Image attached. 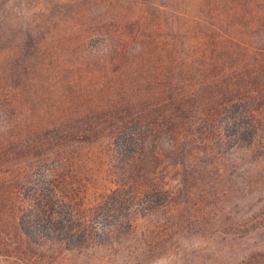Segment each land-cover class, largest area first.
<instances>
[{"label":"trees","instance_id":"obj_1","mask_svg":"<svg viewBox=\"0 0 264 264\" xmlns=\"http://www.w3.org/2000/svg\"><path fill=\"white\" fill-rule=\"evenodd\" d=\"M170 1L92 0L106 4L59 32L80 52L107 40L109 61L128 64L67 115L12 119L0 86V264H139L199 223L192 199L234 195L244 170L264 177V0H199L195 14ZM126 8L157 11L163 31ZM52 36L0 17V81L29 78Z\"/></svg>","mask_w":264,"mask_h":264},{"label":"rangeland","instance_id":"obj_2","mask_svg":"<svg viewBox=\"0 0 264 264\" xmlns=\"http://www.w3.org/2000/svg\"><path fill=\"white\" fill-rule=\"evenodd\" d=\"M170 3V8H181L187 14H195L201 9L199 0H171ZM104 4H94L92 0H0V17L5 26L36 25L41 22L43 27L53 32L52 37L43 41L45 52L36 56V68L29 72V78L20 76L18 82L11 79L0 81V86L10 83L16 97L14 103L18 111L12 119L24 120L29 114L38 123H43L63 117L73 109L69 106L86 102L87 96L82 93L101 87L119 63L124 67L128 65L109 61L111 54L106 49L107 40L91 41V48L98 50L80 52L75 50L79 42L63 39L59 33L74 22L88 21L92 13L97 8H103ZM122 11L131 17H138V13H141L149 29L154 26L158 33L163 31L164 16L157 11L136 9L135 14L129 8ZM146 12H149V16ZM30 77H33L31 82ZM47 164L37 167L38 171H42L35 175L37 180L44 176L43 171L49 166ZM250 171L244 170L243 177H236L237 181L232 185L238 188V192L232 196L192 199L196 200L195 206L200 210L199 223L186 228L180 237L171 238L168 235L169 241L165 242L160 252H155L150 259L139 264H228L231 261L229 264H264V257L259 260L242 257L244 253H264V209H261L264 205V177L249 184L244 176ZM237 174L236 171L234 175ZM144 201L148 202L146 199ZM95 223L99 229H103L107 222L99 217ZM222 243L233 248L232 258L207 254V249H214Z\"/></svg>","mask_w":264,"mask_h":264}]
</instances>
